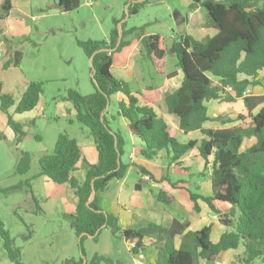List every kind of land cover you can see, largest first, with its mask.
<instances>
[{"label":"trees","instance_id":"16d2710c","mask_svg":"<svg viewBox=\"0 0 264 264\" xmlns=\"http://www.w3.org/2000/svg\"><path fill=\"white\" fill-rule=\"evenodd\" d=\"M193 1L207 12L209 27L217 33L205 40L187 33H179L173 38L169 52L177 57L183 79L175 91L166 94L165 103L168 113L179 120L178 136L173 135V127L153 107L142 106L128 84L111 72L114 54L130 46L127 37L137 35L142 47L140 52L155 72L173 79L172 75H167L165 38L162 35L146 36L143 29L115 27L109 40L79 42L87 57L94 61L91 71L95 93L83 96L76 90H67L61 95V100L71 103L76 110V117L70 123L78 122L89 130L98 151V163H89L78 141L67 133H60L53 151L40 157L39 172L5 190L11 193L26 188L39 205L33 194V181L45 177L58 186H71L78 198L77 209L70 214L71 227L79 239L81 257L63 264H84V240L90 236L97 240L104 229H110L114 237L134 244L130 250L133 255L140 250L145 254V241L150 240L158 253L155 264H217L221 253L239 249L242 253L233 264L264 262V96L251 95L255 88L264 90V78L261 77L264 71V0ZM146 4L148 1L135 4L129 14H139ZM16 5L17 0H0V44L11 52L12 41L4 34L1 23L12 14L23 16ZM80 6V0H57L55 3L61 13H70ZM195 24L194 18L191 28H195ZM120 33L123 38L117 46ZM11 54L5 69L19 68L22 63L21 52L14 50ZM43 94L44 84L31 82L17 102L4 91V84L0 82V110L8 117V126L13 130L18 146L33 139L40 141V138L28 134L10 111L14 109L15 115L34 112ZM118 94L128 99L127 103H119L118 116L127 122L131 135L142 142L141 157L144 160H165L169 165L180 167L185 156L197 151L205 162L202 174L210 171L212 195L189 192V198L198 213L201 212L199 200L205 202L215 215H220L217 204L230 206L229 214L219 216L226 231L217 243L211 240V226L193 229L183 218H175L170 227L151 220L139 229H123L116 216L99 206V194L105 193L112 181L125 178L131 167L136 168L140 176H149L150 181L163 183L167 180H156L144 167L123 162L126 142L120 132L111 128L106 117L110 99ZM239 100L247 110L244 116L213 118L209 114V102L235 104ZM214 122H219L221 127H209ZM191 134H196L194 140H183ZM18 152L16 173L26 176L32 169V155L24 150ZM81 168L87 170L84 182L74 176ZM172 187L176 188V185ZM142 188L141 184L136 185L137 191ZM94 191L96 196L92 200ZM154 194L155 200L164 207L177 202L166 190L158 189ZM38 209L42 212L40 206ZM32 233L29 231L23 239L30 240ZM0 240L10 261L25 264L22 248L16 246L1 219ZM103 263L116 264V261L95 255L87 264Z\"/></svg>","mask_w":264,"mask_h":264},{"label":"rangeland","instance_id":"374dc122","mask_svg":"<svg viewBox=\"0 0 264 264\" xmlns=\"http://www.w3.org/2000/svg\"><path fill=\"white\" fill-rule=\"evenodd\" d=\"M33 1L31 3L33 12L30 16H35L36 21L22 12L20 13L23 16L12 17L19 20L16 27L28 29L29 33L21 36L18 34L6 36L12 41L11 47L23 54V60L19 68L5 69L10 56L8 58L6 55H1L0 82L4 84V91L12 95L17 102L31 82L44 84L41 106L37 111L23 116L15 115L14 109L10 111L15 121L25 126V131L32 137L38 136L40 141L33 139L18 146L14 132L8 126V117L0 110V219L16 241V246L23 248L22 261L25 264H63L67 260H78L81 257L79 239L71 227V212L68 211L71 203L67 197L58 192L56 198H48L49 188L39 179L33 181V185L36 186L33 194L39 205L33 202V195L26 188L11 193H6L5 190L18 185L21 181L31 179L39 172L40 157L53 151L60 133H67L70 137L79 139H83L85 134L90 135L86 127L78 122L71 124L68 118H63L61 115L63 111L61 95L67 90H76L83 96L95 93L90 59L79 46V42L109 40L112 30L115 27L120 29L121 26L126 30L143 29L146 36L162 35L168 49L167 75L174 77L172 83L175 84L182 81L183 72L178 67L177 57L170 54L169 50L173 44V36L178 37L180 33L179 21L193 14L196 26L187 27V31L196 38L205 40L206 36L200 34L210 29L209 17L199 4H194L193 0H145L148 4L140 8L139 14H129V9H133L135 4L142 2L141 0H80V8L63 14L53 9L57 0ZM21 3L27 5L26 10L29 9V1L26 3V0H21ZM41 9L47 11L43 12ZM6 27V24L2 25L3 31ZM129 37L132 41L130 46L114 54L111 72L115 78L126 82L132 92L141 94L145 92L149 83L155 84L166 80L167 76L157 74L150 61L140 52L142 49L139 46L140 38L137 35ZM133 49L129 60L125 59V55ZM124 51L125 55L121 54ZM262 90L257 89L256 92H263ZM207 105L213 118L216 116L237 118L239 115H246V107L242 101L235 104L212 101ZM118 111L119 99L115 95L109 101L106 117L113 129L120 130L124 136H127L126 122L118 116ZM210 125L221 127L219 122ZM18 150H24L32 155V169L26 176L16 173ZM128 150L126 152H129ZM166 163L161 160L156 162V165L165 168ZM202 172L204 165L195 162L190 170L180 168L170 170L168 180L171 183L182 180L188 182L191 184V190L195 191L193 184L199 182L201 178L198 174ZM209 172L206 171L207 174ZM132 177L134 178L127 183V189L134 186L135 178L136 183L142 184L137 174L134 173ZM164 188L171 191L169 183H166ZM148 189L156 188L148 185ZM115 191L117 189L112 188L110 192H106L107 197ZM180 193L184 194L181 191ZM101 197L100 195L99 203L102 201ZM186 197L187 202L166 209L173 216L197 219L198 213L194 212L193 203L188 196ZM136 199L130 197L129 203H126L123 197L120 203L125 208L130 202L134 204ZM31 207L36 213L28 215L27 212ZM113 208L117 209L115 202ZM29 231L33 232L31 239H23ZM83 248L87 263L95 255H99L113 259L116 264L117 262L134 264L126 242L121 237H114L110 229H104L97 240L85 239ZM0 256H5L3 249Z\"/></svg>","mask_w":264,"mask_h":264},{"label":"crops","instance_id":"0c3cea01","mask_svg":"<svg viewBox=\"0 0 264 264\" xmlns=\"http://www.w3.org/2000/svg\"><path fill=\"white\" fill-rule=\"evenodd\" d=\"M28 1L30 3L28 10H30V12H27L28 11V10H26L27 5H22L21 0H17V5H16L17 7L16 8L18 9V11H20V12L24 13L25 15H27L28 17L32 18L33 21H36L35 19H37V18H35V16H30L31 13L33 12V7H31V3H33L34 1L33 0H26V3H28ZM50 8H51V6H50ZM53 9H56L58 12H60L59 9L55 8V6ZM41 11H43V10L41 9ZM43 12H45V10ZM12 17H13V14L10 15L5 21H3L1 23V26L3 24H6V26H7L6 29L4 28L5 35L7 36L8 34H13V35L18 34L21 36V35L28 34L29 33L28 29H21L19 27H16V25L19 24V23H17V22H19V20L13 19ZM194 18H195L194 15L191 14L189 17H186V18H183L180 20L179 27L181 28V26L183 25L182 32H180V34H182V33L191 34L190 32L187 31V29H188L187 27L191 28L190 23L192 22V20ZM209 28L210 29H207L206 31L202 32L200 34V36L203 35V36H206V38H207V37H212L217 33L215 29H213L211 27H209ZM173 38H177V37L173 36ZM126 40L132 43L130 37H127ZM139 46H141L140 41H139ZM5 47L6 46L3 43L0 44V56L6 55L9 58V56L12 55L11 53L14 52L15 48H13V50L11 52L10 50H7V48L4 49ZM133 51H134V49L131 50L129 52V54L127 53L125 55V51L121 54H124L126 56L125 59L129 60V58L133 54ZM114 59H115V57H114ZM12 67H14V66H11L10 68H12ZM14 68H16V67H14ZM261 77L264 78V71L261 73ZM172 80L173 79H169L167 77L166 80H161L158 83H155V84L149 83L146 86L144 93L140 94V93L133 92V94L139 99V102L142 106L153 107L156 110V112L159 114V116L164 118L165 121H167V123H169L173 127L172 133H175L174 136H178V134H179L178 133L179 120L177 117L170 115L168 113L167 106L165 103V97H166V94L175 91L180 86L182 81L179 83L173 84ZM257 89L262 90V88H255L252 90L251 95H253V96H264V91L262 90L263 92L257 93L256 92ZM24 92H25V90H24ZM116 96L119 99V103L120 102L127 103L128 99L123 94H118ZM240 101H242V100H239L238 102H240ZM61 105L63 107L62 108L63 111L61 112L62 117L68 118L69 122H70V120L73 121L76 117V110L74 109V106L69 102H62ZM40 106H41V101H40V103H39V105L35 111H37L40 108ZM34 112H31V113H34ZM257 112L258 111H256L255 114ZM106 113L108 114V112H106ZM28 114H30V113H28ZM209 114H210V111H209ZM246 114H247V110H246ZM17 116H23V115H17ZM74 123L75 122H71V124H74ZM125 126L127 128V136H124L120 130L113 129L111 127L115 132H120L122 134V136L124 137V140L126 142V146H125L126 160H124V156H125L124 155L122 158L123 162L125 164H134V165L144 167L147 171H149L150 173H152L154 175L156 180H161L163 178H166L167 180L163 183H156V182L150 181L149 176H147V175H145L144 177L142 175L140 176L138 174L136 168L131 167V168H129L125 178H123L122 180L112 181L106 192H110L112 188H116L117 191H115L114 193H110L111 196L108 195V197L106 195V192L99 194V197H100V195L102 196L101 197L102 201L99 203V206L102 209L110 212L111 214L118 216L120 225L123 227V229H127V228L139 229V228L145 226L151 220L155 221L157 224H162L164 226L170 227L175 218L185 219L182 216H179V217L173 216L170 212L167 211L166 207H162L163 205L159 204L155 200L154 190H156V191L158 189L166 190L164 188L166 183H169L172 192L169 190H166V191L170 192L176 198L177 202L174 205H180L183 202H187L188 199L186 196L189 197V192L194 193V194H198V195H204V196H211L212 195V182H211V178H210V173L202 174L203 173L202 172V173L198 174L199 178H201V179L199 180V182L193 184L195 191L191 190V184L188 182H185L182 180V181H179L178 183H171L168 180V174H169L170 170L179 169V168L184 169V170H190V168L193 167L195 162H198L202 166L203 165L205 166V162L203 161V159L201 157H199L197 151H193L190 154H188L187 156H185L181 161L180 167L179 166L176 167L175 164L169 165L168 163H166L167 165L165 168L161 167V166L159 167L158 165H156V162H159V161L149 162V161L144 160L141 157V150L143 148L142 142L139 139H137L131 135V133L128 129L127 122L125 123ZM209 127H212V126L210 125ZM75 138H77V137H75ZM195 138H196V134H191L186 139H183V140H186V141L187 140H194ZM76 140L78 141L80 147L82 148L84 157L89 161V163H91L93 165L97 164L98 160H99V155H98V151H97L95 142L93 141L92 137L90 135L85 134L83 139L77 138ZM128 149H131V150L129 151ZM126 150H128L129 152H126ZM163 161H165V160H163ZM165 162H167V161H165ZM134 173L138 175V177L140 178V182L142 183L141 185L143 188L141 191H137V189H136V185L140 184V183H136V180H137L136 178L134 179V181H135L134 186L127 189V183L129 182V180L131 178H134V177H132ZM86 174H87V170L84 168H81L80 170H78L74 173V176L80 182H84V180L86 179ZM147 177H149V180L146 179ZM39 180H43L45 185L49 188L50 195L48 198H50V199L56 198L58 192H61L60 195L64 194L67 197L68 201L71 203V205L69 206V210H68L71 212L70 214H72L76 211L77 206H78V198L75 195L74 190L71 188V186L69 184H65L63 186H58V185L54 184L52 181H50L48 178H45V177L40 178ZM144 183H147V184L145 185ZM148 185H153L156 189H154V190L148 189ZM172 185H176V188H173ZM34 188H36L35 185H33V190H34ZM180 191L184 192V194H181ZM112 195H113V198H111ZM123 197L126 199V201H125L126 203H129L130 197L131 198L136 197L137 199H136V202H134V204L130 202L129 206H125V208H124L123 204L120 203L121 201H123L122 200ZM32 200H33V202H35L34 198H32ZM189 200H190V198H189ZM113 202H115V205L117 206L116 210L113 208ZM193 205H194V203H193ZM198 205L201 209V212L198 213L194 209V212L198 213V218L194 219V220H192L191 218H188L186 220H188L191 223V228H193V229L202 230L205 227L211 226L212 227L211 240L213 243H217L220 240L221 236L226 231V229L221 225L218 217L229 214L231 208H230V206L217 204V208L220 211V215H215L212 212V210L209 208V206L205 202H203L202 200L198 201ZM111 208H112V210H110ZM131 208H133V209L131 210ZM28 211H29V212H27L28 215L30 213H33V214L36 213L32 207L29 208ZM90 239H94V238H90ZM125 242L128 245V249L130 251L132 244H130L127 241H125ZM177 242L178 243L180 242V238L177 239ZM145 244H146V254H145L144 264H155V261L158 258L157 250L153 246H151L150 240H146ZM1 250H2V243L0 241V252H1ZM147 252H148V255H147ZM241 253H242V249L223 252L219 255L217 264H233L235 262L236 257L239 256ZM130 254L132 255L133 263L136 264L135 258H134L131 251H130ZM0 264H14V263L12 261H10L8 258H6L5 256H2V257L0 256ZM257 264H264V262L261 261V262H258Z\"/></svg>","mask_w":264,"mask_h":264},{"label":"water","instance_id":"95a60500","mask_svg":"<svg viewBox=\"0 0 264 264\" xmlns=\"http://www.w3.org/2000/svg\"><path fill=\"white\" fill-rule=\"evenodd\" d=\"M142 2H144L145 0H141ZM179 23H180V21H179ZM182 28H183V25L181 26V28H180V32H182ZM122 38H123V36H122V34L120 33V36H119V41H118V45L117 46H119L120 45V43H121V40H122ZM116 49H114L113 51H115ZM103 51H105V50H103ZM108 51V50H107ZM90 63H91V67H93V63H94V61H93V58H91L90 59ZM94 75L92 74V77H93ZM109 107V106H108ZM107 110H108V108H107ZM107 110H106V112H107ZM105 115V114H104ZM104 115H103V118H102V120L104 119ZM117 138H116V147H117ZM118 163H119V165H120V155H119V161H118ZM145 185L147 184V183H144ZM95 196H96V191H94V194H93V198H92V200L95 198ZM91 200V201H92ZM90 204V203H89ZM88 204V205H89ZM98 235V234H97ZM90 238H94V237H92V236H90ZM84 264H87V261L85 260V263Z\"/></svg>","mask_w":264,"mask_h":264},{"label":"built area","instance_id":"2783aa9c","mask_svg":"<svg viewBox=\"0 0 264 264\" xmlns=\"http://www.w3.org/2000/svg\"><path fill=\"white\" fill-rule=\"evenodd\" d=\"M228 91H232L230 88H228ZM147 180H149V177L146 178ZM135 245L132 244L131 248H133ZM135 258V263L136 264H144L145 261V254L140 250L138 254L133 255Z\"/></svg>","mask_w":264,"mask_h":264}]
</instances>
